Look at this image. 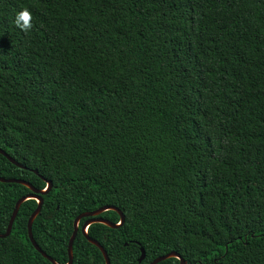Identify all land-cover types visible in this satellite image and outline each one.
<instances>
[{
  "label": "trees",
  "instance_id": "obj_1",
  "mask_svg": "<svg viewBox=\"0 0 264 264\" xmlns=\"http://www.w3.org/2000/svg\"><path fill=\"white\" fill-rule=\"evenodd\" d=\"M0 148L25 167L0 177L52 182L33 236L58 264L104 206L111 264H264V0H0ZM31 193L0 182V234ZM37 206L0 264H52ZM86 220L73 264H106Z\"/></svg>",
  "mask_w": 264,
  "mask_h": 264
},
{
  "label": "water",
  "instance_id": "obj_2",
  "mask_svg": "<svg viewBox=\"0 0 264 264\" xmlns=\"http://www.w3.org/2000/svg\"><path fill=\"white\" fill-rule=\"evenodd\" d=\"M0 154L3 155L4 157H6L12 164L20 167V168H25L24 166H22L19 162H17L14 158H12L9 154H7L4 150H2L0 148ZM35 174H38V172L35 170L34 171ZM44 181L47 183V187L44 190H38L36 188H34L29 182L24 181V180H19V179H6V178H2L0 177V182L3 183H18L21 184L23 186H26L27 188H29L32 193L28 194L27 196H24L22 198H20L18 200V202L15 205V208L13 210L12 216L10 218L7 230L5 234H0V238H5L8 237L11 232H12V228L13 225L15 223V220L17 218L18 212L20 207L22 206V204L30 199H35L38 202V206L35 209V211L32 213V215L30 216L29 220H28V235H29V239L33 245V247L35 248V250L37 252H39L40 254H42V256L44 258H46L47 260H49L52 264H58L52 257H50L49 255H47L40 247L39 245L36 243L34 236H33V224L35 219L38 217V215L40 214L41 210H42V206L44 203V199H43V195H46L52 188V182L51 181H47L46 179H44ZM107 211H115L119 214L120 216V221L119 223H113L109 220H107L104 217H101V215L104 212ZM83 218H88V220L85 221V223L83 224L82 228H81V232L82 234L87 238V240L92 243L93 245H95L96 247H98L100 249V251L102 252L106 264H111L110 263V258L108 256L107 251L104 249V247L96 240L90 238L89 234H88V228L93 225V224H103L106 225L112 229H118L121 226H123V224L125 223V216L124 214L116 207L114 206H104L102 208H99L97 210L91 211V212H86V213H82L80 214L74 221V231L73 234L71 236V239L69 241V245H68V255H69V260L67 264H73V247H74V242L75 239L77 237V234L79 232V227H80V222ZM142 254L139 258V262L141 263L145 257H146V253L145 250L142 248ZM170 258H176L180 261V264H187V261L184 260L179 253L177 252H170L164 256L158 257L155 260H153L150 264H159L162 261H165L167 259Z\"/></svg>",
  "mask_w": 264,
  "mask_h": 264
}]
</instances>
